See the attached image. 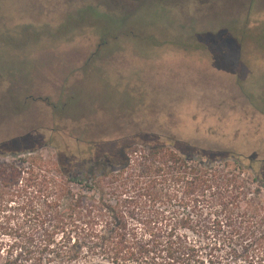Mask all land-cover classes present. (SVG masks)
Instances as JSON below:
<instances>
[{
  "label": "rangeland",
  "instance_id": "obj_1",
  "mask_svg": "<svg viewBox=\"0 0 264 264\" xmlns=\"http://www.w3.org/2000/svg\"><path fill=\"white\" fill-rule=\"evenodd\" d=\"M95 33L116 37L104 45ZM78 130L122 143L167 139L194 162L215 151L239 153L243 161L223 164L239 168L264 205V187L253 182L264 180V0H0V142L35 149L0 155V165L36 155L60 180L57 147L63 166L84 178ZM112 196L111 204L125 198ZM138 205L126 220L141 226L148 207ZM14 230L0 213L2 246ZM188 235L203 258L264 264L245 241L230 258L227 248L213 249L220 236Z\"/></svg>",
  "mask_w": 264,
  "mask_h": 264
},
{
  "label": "trees",
  "instance_id": "obj_2",
  "mask_svg": "<svg viewBox=\"0 0 264 264\" xmlns=\"http://www.w3.org/2000/svg\"><path fill=\"white\" fill-rule=\"evenodd\" d=\"M58 31L65 32L61 25ZM94 35L104 45L116 37ZM87 133L78 130L75 136L77 168L84 178L63 166L66 157L57 147V164L62 166L55 171L60 180L52 176L49 162L36 155L18 158L19 164L1 163L0 213L13 220L15 230L6 232L14 236L13 242L7 246L0 242V264H223V258L214 254L203 258L189 232L220 236L213 249L227 248L230 258L237 257V244L245 241L252 245L250 250L260 251L257 255L264 262L260 189L244 179L239 168L223 164L243 161L241 154L215 151L194 162L176 152L172 148L176 144L167 139L122 143L93 140ZM9 145L0 142V155L35 152ZM246 159L257 173L253 159ZM253 180L264 187L257 175ZM72 185L82 192L73 191ZM113 194L125 198L111 204ZM118 202L132 208L125 212ZM140 203L148 207L137 219L141 226L129 224L127 215L134 217ZM241 249L249 256V249Z\"/></svg>",
  "mask_w": 264,
  "mask_h": 264
}]
</instances>
